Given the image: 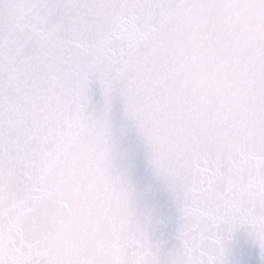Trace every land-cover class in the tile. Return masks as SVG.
<instances>
[{
	"label": "snow or ice",
	"instance_id": "obj_1",
	"mask_svg": "<svg viewBox=\"0 0 264 264\" xmlns=\"http://www.w3.org/2000/svg\"><path fill=\"white\" fill-rule=\"evenodd\" d=\"M0 264H264V0H0Z\"/></svg>",
	"mask_w": 264,
	"mask_h": 264
}]
</instances>
